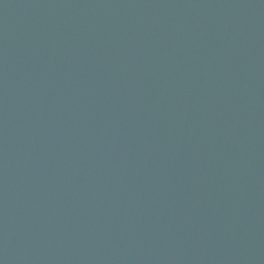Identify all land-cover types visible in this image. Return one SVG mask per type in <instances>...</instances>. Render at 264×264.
Wrapping results in <instances>:
<instances>
[{
	"label": "water",
	"instance_id": "1",
	"mask_svg": "<svg viewBox=\"0 0 264 264\" xmlns=\"http://www.w3.org/2000/svg\"><path fill=\"white\" fill-rule=\"evenodd\" d=\"M0 264H264V0H0Z\"/></svg>",
	"mask_w": 264,
	"mask_h": 264
}]
</instances>
